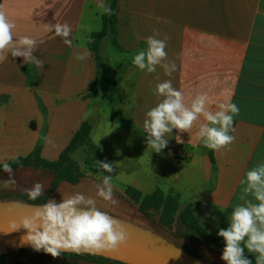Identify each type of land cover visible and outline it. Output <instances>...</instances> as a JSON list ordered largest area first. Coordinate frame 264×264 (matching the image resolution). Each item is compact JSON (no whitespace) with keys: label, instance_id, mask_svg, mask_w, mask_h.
Listing matches in <instances>:
<instances>
[{"label":"crops","instance_id":"obj_1","mask_svg":"<svg viewBox=\"0 0 264 264\" xmlns=\"http://www.w3.org/2000/svg\"><path fill=\"white\" fill-rule=\"evenodd\" d=\"M101 3L107 5V0H0V10L16 25L14 41L35 39L33 55L43 62L39 67L0 53V165L32 154L45 127L42 157L57 161L88 123L98 65L91 51L85 60L76 57L90 50L91 35L102 29ZM56 23L71 25V46L50 29ZM156 34L166 40L165 63L176 64L171 76L159 65L149 73L132 63L137 51L147 48V37ZM110 39L117 50V71L107 90L115 86L113 103L132 116L127 130L132 147L146 161L155 156L169 165L173 183L166 186L168 193L182 199L190 192L183 208L192 205L198 224L219 244L215 247L224 249L217 233L229 226L231 211L241 203L240 182L264 162V0H118L116 42ZM27 67L33 68L36 89L28 85ZM166 80L183 92L188 106L198 94H207L213 112L221 103H235L240 109L230 133L235 141L219 151L206 148L197 138L206 122L201 116L188 133L173 129L166 134L167 147L154 152L143 122L162 99L156 85ZM219 258L213 263L222 264Z\"/></svg>","mask_w":264,"mask_h":264},{"label":"clouds","instance_id":"obj_2","mask_svg":"<svg viewBox=\"0 0 264 264\" xmlns=\"http://www.w3.org/2000/svg\"><path fill=\"white\" fill-rule=\"evenodd\" d=\"M104 14L111 15L110 5H98ZM16 25L11 22L7 14L0 10V53L9 52L12 57H23L25 62H32L39 67L43 66L33 53L37 49V41L29 36L14 41L13 29ZM50 29L55 31L63 43L71 46V25L64 23L51 24ZM83 27V26H81ZM159 34L147 37V48L138 50L132 59L133 65L139 70L152 73L157 66L163 67L169 76L176 70L175 62H167L166 40L158 39ZM90 50L85 49L76 57L85 60L90 56ZM160 102L146 113L143 122L144 132L147 133V144L152 150L160 153L167 147L166 134L173 129L178 132H189L193 125L203 116L205 123L200 124L197 138L202 144L214 151L227 148L235 141L234 116L240 112L235 103H221L218 111H211L207 107V94H198L192 99L190 106L184 102L183 92L173 87L171 80L158 83L155 89ZM48 138L45 137V140ZM181 142L180 136L176 137ZM103 173L102 183L97 184V195L111 205H117L113 198L112 173L115 164L97 161ZM3 171L8 173V185H15V173L9 163L3 164ZM242 194L230 214L229 226L221 228L218 236L222 237L225 247L221 259L225 264H252L245 256V248L249 253L256 254V264H264V162L257 164L246 173L241 180ZM28 198L36 200L44 193V185L40 182L26 189ZM7 233L26 230L20 237L21 244L53 258L60 257L63 252L100 253L115 252L123 246L128 234L123 226L113 219L107 212L97 207L92 197L76 193L68 199L57 203L48 200L36 207L30 216L22 217L19 221H9Z\"/></svg>","mask_w":264,"mask_h":264},{"label":"rangeland","instance_id":"obj_3","mask_svg":"<svg viewBox=\"0 0 264 264\" xmlns=\"http://www.w3.org/2000/svg\"><path fill=\"white\" fill-rule=\"evenodd\" d=\"M100 28L101 26L97 27L99 30ZM112 43L111 39L108 38L103 43L105 44L104 50L101 49V59L98 65L103 84L91 94L94 109L89 113L87 121L93 128L91 138L99 148L102 161L115 164V170L112 173L113 198L118 201V204L111 205L97 195L96 185L102 183L103 175L108 173H103L99 167L86 166L84 162L85 154L81 150L74 154V160L80 165L85 177L77 185H62L54 194L46 197L45 194L51 187L53 175L47 171L21 170L14 172L15 185L7 184L8 186L1 190L0 202L28 203L29 198L26 189L40 182L44 185V193L34 202L46 203L48 200H55L59 203L62 199H68L76 193H82L86 197L94 198L97 207L109 215L144 229L154 230V225L139 219L137 209L127 201L124 193L128 188H133L143 196L151 195L156 191L168 194L166 186L173 183L172 174L169 171V165L163 160L152 156V161H146L144 160V154L139 150H135L131 145L132 137L127 130L132 125V116L126 112L121 113L118 106L113 103L117 99L115 96L116 88L107 90L108 80L115 76L117 71V50ZM45 117H47L46 114ZM47 130L46 127L42 130L37 146L43 148ZM159 167H163L164 170L156 172ZM3 175L8 180V174L4 172ZM190 198V192L182 194V199L180 198L182 208ZM222 252L223 249L217 247L209 250L206 253L209 263L213 264L212 259L220 256L217 261H222V264H225L221 259ZM6 256L9 262L12 259L28 258L34 264H70L58 260V258L42 255L34 250L31 253L23 250L14 254L9 253Z\"/></svg>","mask_w":264,"mask_h":264},{"label":"trees","instance_id":"obj_4","mask_svg":"<svg viewBox=\"0 0 264 264\" xmlns=\"http://www.w3.org/2000/svg\"><path fill=\"white\" fill-rule=\"evenodd\" d=\"M107 5L111 6L113 10L112 14L102 15V29L91 35L88 46L94 55L97 65L101 59L103 42L108 38H113L114 42H116L118 0H107ZM25 73L28 78V85L33 89H36L37 83L33 68L30 69L27 67ZM97 75L95 90L99 89L102 85L99 65ZM92 130V126L89 123L84 122L72 138L70 144L55 162H49L43 159V148L42 146H37L34 152L29 156L25 158H15L8 163L12 166L15 173L28 169L50 172L53 175V179L51 187L45 195L46 197L51 196L62 185H77L85 177L80 165L74 160V154L76 152L80 150L84 152V162L88 167H98L97 161H102V155L99 148L91 138ZM0 173H4L3 165H0ZM124 194L132 207L137 209L140 220L150 223V225L160 227L172 233L176 238L188 241L190 244L186 246L179 244V247L191 256L202 260L205 264H210L206 257V253L209 250H212L213 247L219 246V244L198 224L192 212V205H188L185 208L181 207L179 194L173 192L165 194L161 191H156L151 195L143 196L133 188H128ZM28 203L37 205L44 204L43 202H34V200L30 199ZM22 251L23 250L18 252ZM37 253L51 256L43 251ZM244 254L252 261V264H256L255 258L246 248ZM57 258L58 260H63L70 264H122L104 258L83 254L62 253L61 256ZM27 260L29 259L27 258ZM0 264L23 263L19 262L18 259H12V261L9 262L7 261V256H3L0 257Z\"/></svg>","mask_w":264,"mask_h":264},{"label":"water","instance_id":"obj_5","mask_svg":"<svg viewBox=\"0 0 264 264\" xmlns=\"http://www.w3.org/2000/svg\"><path fill=\"white\" fill-rule=\"evenodd\" d=\"M37 204L21 202H0V257L18 250H32L31 246L21 244L20 237L26 230L5 234L9 221H19L22 217L30 216ZM111 216V215H110ZM125 229L128 239L117 251H105L95 254L87 252L83 255L96 256L122 264H205L202 260L185 252L179 244L186 246L188 241L176 238L172 233L154 226V230L144 229L135 224L119 220L113 216ZM63 253L76 254L66 251ZM21 263L34 264L27 259Z\"/></svg>","mask_w":264,"mask_h":264},{"label":"flooded vegetation","instance_id":"obj_6","mask_svg":"<svg viewBox=\"0 0 264 264\" xmlns=\"http://www.w3.org/2000/svg\"><path fill=\"white\" fill-rule=\"evenodd\" d=\"M5 177V175H3L2 173H0V193H2L1 192V190H3L4 188H6L8 185L5 183L6 181H7V179H6V177ZM18 251H21V250H18ZM18 251H14V252H11L12 254H14V253H18ZM24 251H28V252H33L32 250H24ZM23 259H26V258H23ZM18 260H19V262H20V258H18Z\"/></svg>","mask_w":264,"mask_h":264}]
</instances>
